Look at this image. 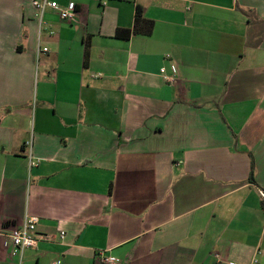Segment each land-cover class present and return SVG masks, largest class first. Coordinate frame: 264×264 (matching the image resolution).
<instances>
[{"label":"crops","instance_id":"0c3cea01","mask_svg":"<svg viewBox=\"0 0 264 264\" xmlns=\"http://www.w3.org/2000/svg\"><path fill=\"white\" fill-rule=\"evenodd\" d=\"M33 1L0 0V242L27 213L23 264H264V0Z\"/></svg>","mask_w":264,"mask_h":264},{"label":"built area","instance_id":"2783aa9c","mask_svg":"<svg viewBox=\"0 0 264 264\" xmlns=\"http://www.w3.org/2000/svg\"><path fill=\"white\" fill-rule=\"evenodd\" d=\"M107 0H101L102 5H106ZM32 6L35 10V17L42 23V19L47 10L55 11L58 16L68 22H73L76 18V6L74 4H70L68 7H62L56 2H51L49 0H34L32 2ZM38 53L40 51L46 52L47 49L40 47L37 48ZM172 72H175L176 69L174 66L171 67ZM161 75L165 78L166 81L173 83L174 78L171 76H167L166 70H160ZM31 141L27 142V150H28V158L30 162V166H34L36 164L33 161L31 154ZM260 197L264 200V191L259 190ZM39 224V219L35 216H31L29 214H25L22 222L18 226H14L7 233L2 234V241L0 242V249L3 248L8 252L9 258L15 262V264H23L24 256L27 250L36 247L39 242L42 241H51L52 237L41 235L37 231V227ZM60 240H64L65 232H59ZM103 258V256H102ZM103 262L105 263H114L118 264V260L115 258H103ZM52 264H59L58 262H53Z\"/></svg>","mask_w":264,"mask_h":264},{"label":"trees","instance_id":"16d2710c","mask_svg":"<svg viewBox=\"0 0 264 264\" xmlns=\"http://www.w3.org/2000/svg\"><path fill=\"white\" fill-rule=\"evenodd\" d=\"M153 27H154V23L152 21L141 18V12L138 11L136 19H135L133 31L132 30H118L116 33V37L120 39L128 40L132 33L149 36L151 35L153 31Z\"/></svg>","mask_w":264,"mask_h":264}]
</instances>
